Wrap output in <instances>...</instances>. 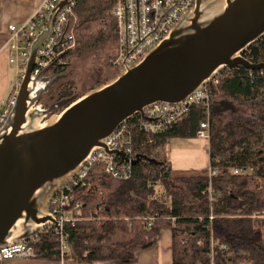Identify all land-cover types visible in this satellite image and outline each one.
<instances>
[{
    "label": "trees",
    "instance_id": "16d2710c",
    "mask_svg": "<svg viewBox=\"0 0 264 264\" xmlns=\"http://www.w3.org/2000/svg\"><path fill=\"white\" fill-rule=\"evenodd\" d=\"M116 2L77 0L67 26L75 37V47L64 55L67 62L116 43L118 21L112 14ZM241 55L264 62V36ZM65 69L60 66L55 72ZM217 77V83L209 84V107L195 104L163 132L144 133L136 118H128L133 152L147 158L133 164L128 181L115 179L103 164H94L84 183L67 188L74 202L83 204L80 220L71 226L70 250L62 254L58 235L50 232L32 244L34 257L76 263L132 260L152 248L160 231L168 228L173 234V264H264V231L256 216L264 212V67L240 62L222 68ZM73 90L74 81L65 82L52 98L62 99ZM206 118L209 168L217 174L211 176L209 170L173 174L164 154L166 143L171 138H197ZM233 167L252 172L232 175Z\"/></svg>",
    "mask_w": 264,
    "mask_h": 264
},
{
    "label": "built area",
    "instance_id": "2783aa9c",
    "mask_svg": "<svg viewBox=\"0 0 264 264\" xmlns=\"http://www.w3.org/2000/svg\"><path fill=\"white\" fill-rule=\"evenodd\" d=\"M207 0H117L112 14L118 21V38L110 63L119 72L131 70L145 60L154 50L165 44L186 16L197 13ZM77 0H43L26 21L9 25L7 47L10 62L16 69V81L8 103L0 111V134L3 142L4 126L8 113H14L18 100L25 94V102L37 98L42 90V78L48 67L66 65L64 55L75 47V37L68 30L70 19L74 16ZM196 17V15H195ZM194 19L190 18L189 23ZM43 31L47 35L36 51L34 60L31 52L35 41ZM264 36V35H263ZM250 67H264V62L245 59ZM218 74V73H217ZM217 74L208 82L200 84L177 102L154 101L136 110L129 118L137 119L136 126L144 133L163 132L181 121L195 104L209 107V84L217 83ZM30 110V109H29ZM28 110V111H29ZM208 117V116H207ZM124 120L115 130L103 138L98 148L89 152L74 176L57 186L49 200L48 217L41 227L32 234H24L0 243V261L13 258H33L34 249L40 235L55 233L59 237L62 254L69 248V233L79 220L82 203L74 202V196L67 192L72 185H78L88 176L94 164H103L105 172L113 178L128 181L133 175V160L136 156L132 148V134ZM197 137L208 140L210 128L206 118L200 123ZM252 172L248 167L229 169L232 175H246ZM211 176L217 171L209 168ZM84 183V182H83ZM153 218H148L150 226ZM9 239V238H8ZM224 247V246H223Z\"/></svg>",
    "mask_w": 264,
    "mask_h": 264
},
{
    "label": "rangeland",
    "instance_id": "374dc122",
    "mask_svg": "<svg viewBox=\"0 0 264 264\" xmlns=\"http://www.w3.org/2000/svg\"><path fill=\"white\" fill-rule=\"evenodd\" d=\"M262 1L263 0H235L228 6L225 14H222V9H218L215 12L214 10H205L203 13L197 11L194 22L186 23L190 25L186 32L187 34L185 33L186 35H182L181 38L176 39L175 42L174 40L168 41V43H173V48H169V50L158 56L148 57L140 66L135 68L131 74L123 78L120 82L105 88L101 93H92L83 102L69 107L70 109L62 118L63 124H66V127H70L85 123L112 108L116 101L134 90L149 85L179 80L208 56L216 46H222L230 30L239 25L246 17L250 16L252 14L251 12H253L252 9L256 10L261 5ZM198 23L199 26L197 25ZM116 46L117 41L95 54L85 57L75 56L71 61L65 63L66 65H61L66 67L63 72H55L56 66L48 67L45 70V77L42 78V90L37 98L34 100L27 99L30 101L27 105L25 98L20 97L13 115L11 116L13 110L8 113V122L4 126V130L6 131L3 134V142L0 147V169L6 171L8 168H15L18 165L20 157L25 155L30 149H33V147L36 148L39 146L49 135L58 130V128L55 127L46 134L42 140L44 131L39 133L33 132L35 130L33 125L36 118L43 121L49 119L53 115L61 114L64 112L67 105L70 103L74 104L90 91L108 84L117 75L122 73L121 71L115 74L114 72L117 69L109 63L111 56L115 52ZM162 72L165 73L163 75H166L164 78L160 77ZM105 78H107V80L103 82ZM68 81H74L72 95H68L62 99H58L57 97L52 98V95L56 92V88ZM10 96L11 93L8 95L7 99H9ZM29 109H31V112L27 115L26 112ZM95 112L97 114H93ZM30 114L32 115V122L28 124V117ZM11 126H13V128L10 129ZM39 140L41 141L38 143ZM19 143H24V146L17 148ZM164 154H166V146ZM74 155L75 151L63 150L54 153L49 158V161L40 168L31 182L29 194L36 193L41 189L40 187H44L43 185H46L53 176L63 172V169L70 163ZM207 170H209V168ZM201 171L203 170H173V174L177 172ZM47 206H49L48 202ZM26 208L27 217H25V225L28 224L31 216L34 218L36 214V212H32L28 206H26ZM46 210H48V208H46ZM20 211V209H17L10 222L3 226L1 230V232H3L1 234H4L3 236L0 235V237L3 238L4 235L12 234L10 229L13 221L18 217V214L21 213ZM46 214L49 215L48 212H46ZM256 216L261 218L264 231V212ZM33 232L34 231H27L25 234H32ZM8 238H6L7 241H12V238ZM66 250L69 251L70 248Z\"/></svg>",
    "mask_w": 264,
    "mask_h": 264
},
{
    "label": "water",
    "instance_id": "95a60500",
    "mask_svg": "<svg viewBox=\"0 0 264 264\" xmlns=\"http://www.w3.org/2000/svg\"><path fill=\"white\" fill-rule=\"evenodd\" d=\"M263 20L264 0L254 14L246 17L239 25L230 30L222 46H216L208 56L179 80L134 90L116 101L112 108L99 116L82 124L58 129L26 156L12 180H9L5 176L4 170L0 169V235L3 236L4 233L1 234L3 226L10 222L17 209L26 206L25 200L31 177L51 155L70 144L84 145L106 137L137 109L147 103L154 101L177 102L184 99L188 93L200 85L206 74L218 65L228 62L238 48L240 37ZM243 62L247 63L245 60ZM21 98H25V94ZM72 104L67 105L64 111ZM142 158H147V156L138 154L133 160V164L139 163ZM151 160L156 161L155 159ZM65 229L69 233V240H71L72 229L68 226H65ZM4 238L5 236L0 237V242Z\"/></svg>",
    "mask_w": 264,
    "mask_h": 264
},
{
    "label": "crops",
    "instance_id": "0c3cea01",
    "mask_svg": "<svg viewBox=\"0 0 264 264\" xmlns=\"http://www.w3.org/2000/svg\"><path fill=\"white\" fill-rule=\"evenodd\" d=\"M43 0H0V111L8 103L16 81V69L10 62L7 47L9 25L23 23ZM47 31L35 41L31 52L34 60L36 51L43 43ZM23 95V94H22ZM166 162L172 170H207L210 167L209 140L202 138H171L166 143ZM5 236V235H4ZM173 234L171 229L160 231L158 242L150 249L140 251L132 260H97L92 263H76L68 260L47 258H13L0 264H173Z\"/></svg>",
    "mask_w": 264,
    "mask_h": 264
},
{
    "label": "bare ground",
    "instance_id": "6f19581e",
    "mask_svg": "<svg viewBox=\"0 0 264 264\" xmlns=\"http://www.w3.org/2000/svg\"><path fill=\"white\" fill-rule=\"evenodd\" d=\"M234 1L235 0H207L205 3H203V5L197 11H200V13H203V11L205 12V10H214V12H215L218 9H222V14H225V12L228 9V6H230V4L233 3ZM259 7L256 10L252 9L253 12H251V13L254 14L259 9ZM195 15L196 14H193V15H190V16L189 15L186 16L184 18V20L181 22V24L177 28H175V30L173 31V34L170 36L168 41L174 40V42H175L176 39L181 38V36L184 35L187 32V30H188V28L190 26V25H187L186 23H189V19L190 18L195 19ZM184 24H186V25H184ZM197 25L199 26V23ZM263 35H264V20L261 21L260 23H258L257 25L253 26L247 33H245L243 36H241L240 39H239L238 48H237L236 52L231 56L230 60L228 62H226V63H222V64L218 65L213 70H211L208 74H206L204 76V78L202 79L200 84L208 82L222 68L227 67V66H234L238 62L244 61L245 59L242 58L241 51L244 50L253 41L258 40ZM168 41L165 44H163L162 46H159L158 48H156L154 50V52H156L155 56L163 54L165 51L169 50V48H173L174 47V45H172L173 43L172 44L168 43ZM151 56L152 55L149 54L145 59H147L148 57H151ZM143 62H141L139 65L135 66L131 70L124 71L121 74L117 75L108 84L102 85L99 88H97V89H95L93 91H90L89 93L84 95L81 99H79L77 102L72 104L71 107L83 102L92 93H101L102 91H104L105 88H108L109 86L120 82L123 78H125L126 76L131 74V72L134 71V69L137 68L138 66H140ZM164 72H162V74H160V77L164 78L166 76V75H163V74H165ZM69 109L70 108H68L67 110H65L61 114L53 115L49 119H46V120H43V121H41L39 118H36L35 122H34V125H33L35 130L34 131L32 130V131L35 132V133H39V132H43L44 131L43 134H42V140H43L44 136L46 134H48L50 131H52V129H54L55 127H57L58 129L65 128L66 124H63L62 118H63V116L65 115V113ZM30 112H31V109L26 112L27 115ZM31 114L28 117V124L32 122L31 121V118H32ZM93 114H97V113L95 112ZM11 128H13V126H11L10 129ZM0 138H1V134H0ZM0 141H1V139H0ZM40 141L41 140H39L38 143ZM102 141H103V138L99 139L98 141H96L94 143H87V144H84V145L70 144V145H67V146L63 147L62 149L58 150V151H63V150H65V151H75V155L71 158L70 163L65 166V168L63 169L64 170L63 172H61L60 174H58L56 176H53L47 182V184L43 185L44 187L41 186L40 187L41 189H39L36 193H33V194L30 195L29 194V189H28L25 202H26V206H28L31 209L32 212H36L35 217L32 218V216H31L28 224L25 225L24 222H25V217H27V208H26V206L23 207V208H20V210H21L20 212L21 213L18 214V217L13 221L12 227L10 229V232L12 234L11 235H5V236L7 238L9 237V238L15 239L17 237H20V236L24 235L25 232H27V231L29 232V231L38 230L41 227V225L43 224V222L48 217V215L46 214V212H48V210H46V208H48L47 202L49 203V200L51 198V195H52L53 191L57 188V186H59L60 184H62L64 182H67L68 180H70L74 176V174L80 168V164L84 160V157L89 152H91L94 149L98 148L99 144ZM28 143H30V142H28ZM22 146H24V143H19L17 148H21ZM0 147H1V142H0ZM34 148L35 147H33V149H30L27 153H25V155L20 157L18 165L15 168H8L6 171H4L5 176L7 178H9V180H12L14 178V176L17 174V172H18V170H19V168L21 166V163L26 158V156L30 152H32L34 150ZM58 151H56V152H58ZM49 158L45 162H43L36 169V171L33 173L32 177H31L29 188H30L31 182L35 178L36 174L38 173L40 168L43 165H45V163H47L49 161Z\"/></svg>",
    "mask_w": 264,
    "mask_h": 264
}]
</instances>
